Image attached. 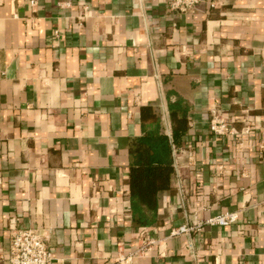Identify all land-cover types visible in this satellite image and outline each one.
Wrapping results in <instances>:
<instances>
[{
    "label": "crops",
    "instance_id": "obj_1",
    "mask_svg": "<svg viewBox=\"0 0 264 264\" xmlns=\"http://www.w3.org/2000/svg\"><path fill=\"white\" fill-rule=\"evenodd\" d=\"M175 103L183 155L173 147L174 189L143 227L130 147L156 126L172 139ZM214 109L237 129L253 121L239 146L210 131ZM263 140L264 0L191 13L168 0H0V264L24 229L47 237L54 264H118L146 236L133 264H264ZM223 213L239 221L172 235Z\"/></svg>",
    "mask_w": 264,
    "mask_h": 264
},
{
    "label": "trees",
    "instance_id": "obj_2",
    "mask_svg": "<svg viewBox=\"0 0 264 264\" xmlns=\"http://www.w3.org/2000/svg\"><path fill=\"white\" fill-rule=\"evenodd\" d=\"M169 113L172 139L156 126L130 147L134 156L129 180L132 211L135 221L143 227L158 222V196L174 189L173 147L180 146L179 136L188 131L187 112L178 103L170 104Z\"/></svg>",
    "mask_w": 264,
    "mask_h": 264
},
{
    "label": "built area",
    "instance_id": "obj_3",
    "mask_svg": "<svg viewBox=\"0 0 264 264\" xmlns=\"http://www.w3.org/2000/svg\"><path fill=\"white\" fill-rule=\"evenodd\" d=\"M204 1L205 0H168V5L171 10L178 13H191ZM78 8H80L77 16L78 26L82 27L88 17L90 8L84 3L80 4ZM56 34H58V31H56ZM211 114L212 118L209 123L210 131L217 137L228 138L235 147L241 144L242 136L249 131L251 129L250 127L253 125V121H249L245 128L237 129L224 117L221 110L214 109ZM261 149L264 151V140L261 144ZM239 176H244V173L240 172ZM188 193V189L184 191L182 187L180 188L181 202H184ZM182 206L184 207L185 204L183 203ZM238 221L239 216L237 213H223L214 218L204 220L203 222L198 221L193 224H185L184 226L174 229L172 235L177 236L186 233H198L207 225L226 227ZM146 239L148 240L146 246L141 247L137 253L143 254L150 250V246L154 243V240L147 236ZM11 243L12 245L8 256L10 264H54L53 254L49 249L47 237L40 234L38 230H15L12 235ZM137 253L129 255L127 258L119 256L118 264H133Z\"/></svg>",
    "mask_w": 264,
    "mask_h": 264
},
{
    "label": "rangeland",
    "instance_id": "obj_4",
    "mask_svg": "<svg viewBox=\"0 0 264 264\" xmlns=\"http://www.w3.org/2000/svg\"><path fill=\"white\" fill-rule=\"evenodd\" d=\"M176 155H177V161H179L181 158H182V152L181 151H179V149L177 148V150H176ZM192 158H190L189 160H191ZM177 166H178V168H179V171H180V166H179V164H177ZM179 173V176H178V181H177V184H178V186H180V187H178L177 186V190H178V193H179V196H180V188L182 187V189H184V191L185 190H189V188H188V186H187V184H186V182H185V180L183 179V177H182V175H181V172H178ZM180 198H181V196H180ZM185 200H187V196L185 197V199H184V202L182 201V204L184 203V204H187V202H185ZM181 204V205H182ZM185 207V206H184Z\"/></svg>",
    "mask_w": 264,
    "mask_h": 264
}]
</instances>
